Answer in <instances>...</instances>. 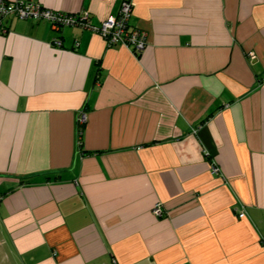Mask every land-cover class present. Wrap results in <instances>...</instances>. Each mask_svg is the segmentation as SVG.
Instances as JSON below:
<instances>
[{
	"label": "crops",
	"instance_id": "obj_1",
	"mask_svg": "<svg viewBox=\"0 0 264 264\" xmlns=\"http://www.w3.org/2000/svg\"><path fill=\"white\" fill-rule=\"evenodd\" d=\"M31 1L93 25L120 3ZM129 22L139 55L5 19L0 264H264V0H134Z\"/></svg>",
	"mask_w": 264,
	"mask_h": 264
},
{
	"label": "built area",
	"instance_id": "obj_2",
	"mask_svg": "<svg viewBox=\"0 0 264 264\" xmlns=\"http://www.w3.org/2000/svg\"><path fill=\"white\" fill-rule=\"evenodd\" d=\"M134 6V0H120L116 14L103 19L98 25L90 22L89 14L82 12L70 14L56 11L42 6L31 0H0V31L6 32L3 24L6 18L15 17L18 19L43 20L54 29L64 26H76L82 29H89L104 39L108 46L121 45L130 48L136 55H139L147 44L146 33L130 25V17ZM54 43L59 46L61 42L55 39ZM80 121H85V114L82 113ZM211 171L217 173L218 167L212 164ZM153 213L162 215L159 205H155ZM242 215V214H241Z\"/></svg>",
	"mask_w": 264,
	"mask_h": 264
}]
</instances>
